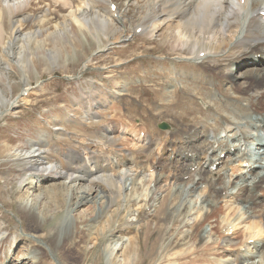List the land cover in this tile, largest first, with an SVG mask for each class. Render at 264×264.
I'll return each instance as SVG.
<instances>
[{
  "label": "rangeland",
  "instance_id": "374dc122",
  "mask_svg": "<svg viewBox=\"0 0 264 264\" xmlns=\"http://www.w3.org/2000/svg\"><path fill=\"white\" fill-rule=\"evenodd\" d=\"M95 1H97L95 11L97 10L99 14L109 11L108 0ZM134 1L128 4L124 3L121 7H118V10H115L118 11V15L122 16V20H114V26H110V32L107 34H104L101 28L97 27V20L94 21L96 26H91L89 30H78L79 28L70 21L68 29L60 27L62 30L59 28L58 32L54 25L59 17L52 20V16H48L47 23L43 22V26H41L42 30L37 44L27 47L24 43L23 46L24 40H22L21 44L15 46L16 51L13 50V46L9 47L8 55L1 48L0 89L6 103L4 105L0 104V264H31L23 259V255L32 249H37L38 254L43 252L41 253L42 261L39 264H224V258H221L225 254L221 253L217 247H221V250L230 249L231 246L223 247V245L227 242H244L242 239L245 238L248 231H243L244 221L237 217L240 213H243L240 212L243 206L239 207L234 204L236 211L234 210L232 213L236 216H232L231 212L228 213L233 220L235 219L233 222L236 231L234 230V233L227 239L222 235L223 228L221 229V225H219L221 219L225 217L226 210H230L231 207L234 209L232 201L229 199L216 204L215 213L205 221L200 219V207L194 205L199 203L195 197L187 199L181 207L184 209L189 208L190 215L186 218L183 214L174 211L176 205H173V202H170L167 198H162L163 201L160 200V202H158L159 200L155 201L157 205L155 202L152 205L145 203V201L148 202L147 191L149 186L151 185L154 189L153 180L155 175L164 176L161 186L163 184L170 186L174 182L166 180L170 171L169 168L174 169L175 167V161L170 162V159H167H175L177 156L176 145L174 147L170 146L175 139V135L171 133L187 131L190 129V125H198L197 128H200L202 124H205L210 131L209 133L212 132L211 136L218 132L217 135L223 137L224 134L219 131L224 127V124L219 119L220 117L216 115L213 119H210L206 117L207 114H202L204 110L208 112L210 106L207 99L203 98L200 101L193 96L199 91L202 92L201 88L196 92L188 82L182 84L184 80H187L182 79V75L186 69L192 68L186 64L190 63L193 55L188 54L187 51H184L181 55L174 53L170 44L174 37L165 31V20H163L162 14L159 13L160 9L155 7L148 12L147 5L149 3L146 0L144 1L147 4L140 1L135 3ZM64 11L65 9L59 10L58 14L63 15L68 12ZM104 17L110 19L109 15ZM157 20L160 21L161 28L155 30L152 35H147L144 31L141 34L134 33L137 24H140L139 27H148L154 25ZM25 28L29 29L27 26ZM187 36H189V32ZM5 43L4 45L8 49L7 40ZM191 49L193 48L191 47ZM15 52L18 54L15 55ZM226 52L227 49L220 51L221 54H215L204 62L207 75L221 78L224 71L221 68L229 62L230 57L237 54V51H235L236 53L234 52L231 56L227 55ZM18 55L22 58L18 59ZM223 60H226L224 64L221 63ZM18 62L25 65L24 71L27 78L24 76V72H21L23 70L19 68ZM175 63L178 65L177 67ZM6 67H9V70H6ZM244 67L245 64L240 65L235 72L237 73ZM171 70L178 74V84L174 86V90L165 92L166 84L176 79ZM225 71L227 72V70ZM226 75L227 73L223 74V81H220V86L225 85L224 78ZM259 83L252 81L250 78L247 88L256 86ZM122 87L125 90L121 92L122 95H119ZM24 88L25 90L28 88V90L24 91ZM217 90L214 91L211 99L220 95L221 92L219 89ZM114 93L116 94L115 98L108 97V95H114ZM93 100L99 106L104 103L103 106L95 108L97 112L101 113V116L98 118L94 116L95 118H93L101 124L97 126L93 123L89 126L78 125L79 122L84 120V118H81L84 111L83 105L88 106L89 103H93ZM13 102H15V105H12ZM200 105L203 106L202 109H200ZM154 107L155 109L159 108L160 112L157 113ZM184 109L190 110V112H185L183 118H181L180 114ZM247 109L251 113H254V111L261 112L262 110H257L254 104H251ZM67 113L77 117L75 119L77 127L72 125L75 122H72V124L69 122L66 128L68 133L66 134L69 135L70 145H67L69 142L65 139H61V146L64 149L70 146L74 156H77L76 152H78L81 158L84 157L83 159L87 157L86 155L90 156L92 154L88 151L93 152L95 150L94 152H97L98 158H102V162H99V164L108 163V169L111 167L110 170H114H109L111 175L115 176L113 172L117 169H122V173L126 172L123 178L120 175L117 176L122 188L120 196L117 197L113 194L108 205L104 197L106 191L104 193L100 192L97 187V180L104 178L102 177L104 175L98 170H91L88 176L73 174L72 184L76 182L74 187L71 186V181L63 178V176L52 181L50 178L42 179L40 177L35 182V179L31 178L29 180L33 173H26L25 166L16 156L17 152H24L32 148L31 143L38 140L40 133H44L45 130H53L54 122L52 123V120L54 118H61ZM195 118H202L203 121L200 122ZM227 118L230 120V117ZM207 121L210 123H206ZM160 123L167 124L170 130H159L158 125ZM115 126L119 127L114 133V135H118L117 142L113 145L106 143V146H103L100 144L101 142L97 143L95 141L94 138L98 134L100 141H106L103 139L102 129L107 130L106 135H112V129H115ZM74 127L78 129L75 130ZM110 127L111 129L108 130ZM96 130L100 132L95 134ZM140 132L149 138L155 137V133L160 134L155 137L157 141L152 146V150L147 151L143 146V139H138L140 137L138 133ZM167 133L170 134L168 138L164 137ZM89 137L97 146L94 143H89ZM258 139L264 145L263 133H258ZM203 143L206 144V149L208 144ZM168 146L171 148V157H167L166 152L162 153V150L168 149ZM249 146L250 153L254 152L253 154L246 153L247 147L245 152L236 156L241 159V162H238L234 161L235 155L232 153L230 158H226L225 162L222 163V169L226 168L227 164L234 162L238 165L247 163L242 171L245 172L248 163L253 162L256 158L255 152L257 153L256 149L258 148L252 145ZM83 147L89 149L85 151ZM198 148L201 149V147ZM49 149H56V145H50ZM160 149L161 152H159ZM125 155L134 156L128 159L130 161L120 160ZM211 157L212 155L205 153L197 160L199 171H201L202 166L208 163ZM81 158L79 159L81 160ZM116 159H119L120 162ZM75 166L70 161L67 164L65 163L64 169L69 173V170ZM226 172L227 174L229 172V174L225 176L221 184L215 187L217 189L220 187L228 188L231 193L239 194V180L234 177L242 172L239 171L237 164H235L233 170L228 169L227 171L226 168ZM232 173H235V175H230ZM105 176H107L106 173ZM230 176L234 179H230ZM131 177L133 180H131ZM95 178L98 179L91 184L90 181ZM134 180H136V183H134ZM141 180L144 181L142 183L143 187L140 185ZM98 182L104 185V190H107L106 186H111L105 183L104 179L102 181L98 180ZM130 182H132L131 185H129ZM179 182L178 184H182L180 180ZM52 183L54 187H51ZM183 183L191 185L190 178ZM92 185L96 186V188L93 187L95 191H92L89 195L82 192ZM141 188H143V191ZM159 188L155 190V194L164 197L165 194H160ZM202 188L197 189L195 195L201 194ZM56 193L59 195L54 196ZM137 193H141V195L139 196ZM258 194H260V197H264V193L258 191ZM209 196L211 195L207 194L204 198L211 201L212 199H208ZM59 204L63 205L60 206ZM149 205H151V209ZM44 206L47 208L45 211H43ZM22 207L39 214L40 220L37 224L38 228H35L36 230L27 228L30 221L18 218V211ZM50 209L51 211H47ZM206 210L202 206V212L205 213ZM250 214L249 217H251ZM106 219H110L109 224H105ZM262 224H264L263 220ZM103 225L106 228L103 232H100L99 228ZM261 230L263 233H259L256 240H264V230L263 228ZM191 231H194L195 235L199 231H204L202 233L204 234V240L198 242L193 238L190 239ZM50 238H52V241L47 242L50 241L47 240ZM127 239H130L131 242ZM249 245L250 247L247 249H251L253 244ZM235 246L237 245L232 247ZM253 249L256 253L250 252V258L251 255L256 257L249 258V262L244 264H256L257 260H259L257 264H264V257L260 259L259 253H257L258 250ZM236 253L237 251L229 252V254ZM6 256L9 259L11 258L9 262H7Z\"/></svg>",
  "mask_w": 264,
  "mask_h": 264
},
{
  "label": "bare ground",
  "instance_id": "6f19581e",
  "mask_svg": "<svg viewBox=\"0 0 264 264\" xmlns=\"http://www.w3.org/2000/svg\"><path fill=\"white\" fill-rule=\"evenodd\" d=\"M100 1L103 2L104 0H100ZM132 1L134 0H130V1L108 0L107 3L109 7L112 4L116 5L117 6L116 10H118V7H121L124 3L128 4L129 2ZM137 1H140L141 3L143 2L146 3L147 1V3H149L147 5L148 12H150V10L154 9L155 7L160 9L159 13L162 14L163 20H165V24H164L165 31H167L168 34H171L172 37H174L172 43L170 44L175 54L181 55L184 53V51H187L188 54L193 55L190 63L186 64L187 66L192 68L186 69V71L182 75V79H187L184 80L182 84L188 82L191 86L194 87L196 92L199 88H201L202 92L199 91L197 94L193 96H195V98L199 99L200 101L203 98L207 99L208 101L207 103L209 104L210 109L208 112H206L205 110L202 111V114L203 115L207 114L206 117L210 119H213L214 115H216L220 117L219 119L224 124V127L221 129V131H219L222 132V134H224L223 137H219L217 135L218 132L214 133V131L213 133L215 135L211 136L212 132L209 133L210 131L208 130V127L205 124H202L200 128H197L198 125H190L189 126L190 129L185 132L177 131L171 133L172 135H175L176 138L175 139L173 138L174 141L171 142L170 146L174 147L176 145L177 156L175 159L172 158L175 161V167L174 169H172L171 167L169 168L170 171L168 176L166 177V180L168 182H172V181L174 182L171 183L170 186H166L165 184L161 186L160 184L161 182H163L164 176L155 175V178L153 180L154 189H152L151 185L149 186L147 191L148 192L147 197L149 196L148 202L145 201V203H150L152 205L153 202L155 201L157 202L159 200L158 202H160L162 198L163 199L167 198L168 200H170V202H173V205H176L174 207V211L177 212L178 214L179 213L183 214L184 218H186L187 216L190 215L189 208L184 209L181 207L183 206V203L187 201V199L195 197L196 200L198 199L199 203H195L194 205H198V207H200L199 211H201L200 213L201 218L200 217L199 218L205 221L207 220V218H209V216L215 213V205L220 200L225 198H230L235 203H238L241 206H243L242 210L240 211L243 213H240L239 214L240 216L238 215L237 217H240V220L242 219V221H244L243 231L244 232L248 231V233H246L245 235L244 242H240V243L227 242L224 245L222 244L223 247L231 246L230 248H232L233 245L239 244L238 246H244V248H249L250 246L246 247V245L253 244L252 248L258 250L257 253H259V257L261 259L264 257L262 256V254H264V240H256V237L258 236L259 233L262 232L261 230L262 228L264 230V226L262 225V220L264 221V197H260V194H258V191L259 193L262 194L264 193V158H263L264 148L261 151L259 150L261 147H264V145H262L261 140L258 139V133L264 134V0H146V1L137 0ZM137 1L134 2L137 3ZM96 6H97V1L95 0H0V50L2 48L3 51H5L6 54L8 55L10 51L9 47L13 46L14 47L13 50L16 51L15 46L21 44L23 42L22 40H24L22 44L23 46L24 43L26 44L27 47H32L35 44H37L39 41L38 38L40 31L42 30L41 26H43V22L47 23L48 16H52L51 18L52 20L59 17L58 21L54 25L55 28L58 30V32L60 27L67 28L69 26L70 21L74 23L76 27L79 28L78 30H84V29L89 30L91 26L93 27L96 26L95 25L96 23H94V21L97 20L98 22L97 27L101 28V31L104 34H107L108 32H110L109 31L110 26H114L113 21L122 20V16L117 14L118 11H115L116 14L110 13L111 11L110 12L106 11L105 13L99 14L97 10L95 11ZM62 9H65L64 12L66 11L68 12H66V14L59 15L60 13L58 14V11ZM108 15L110 19L104 17ZM24 25H26L29 29L27 30L25 28L26 26L23 27ZM137 28L142 29L141 33H143L144 31V33H146L147 35H152V33H155L154 32L155 30L161 28L160 21L157 20L156 23L154 22V25L148 27L147 26L139 27V25H137L135 29ZM185 29L186 31L189 32V36H187L188 32H186ZM6 40L8 44V49L4 45ZM164 41H168V40H164ZM191 47L193 49H191ZM226 49H227L226 52L227 55L232 56V54H234L235 51H237V54L234 57H230L231 59L229 60V62L221 68L222 70H224L221 78L211 77L207 75L205 73L206 64L204 62L212 58L211 56H214L215 54H221L220 51H224ZM200 53H203L202 57H199ZM17 54L18 53L15 52V55ZM17 58L21 59L22 56L19 57L18 55ZM241 62H246L247 65L242 70L233 74L234 71H236L237 69V65ZM18 64H19V68L23 70L21 72L22 73L24 72V76L26 77L24 71L25 65L23 63L21 64V62H18ZM175 66L177 67L178 65L175 63ZM6 70H9V67H6ZM225 70H227V72ZM171 71L175 75L176 79L175 81L166 84V88L164 90L165 92L174 90L175 89L174 86L178 84L177 83L178 74L175 73L173 70ZM224 73H227V75L224 78V84H225L224 86H226L225 88L223 85L220 86L221 83L220 81H223ZM250 78L252 81H257L260 83L251 88L250 87L247 88V83ZM25 88L23 90L27 91L28 88L26 90ZM217 89H219V91L221 92L220 95L216 98L211 99L212 95L214 94V91H218ZM124 90H125L124 87L120 88L119 95H122L121 92ZM108 97L115 98L116 94L114 93V95L113 94L108 95ZM4 103H6V100L3 98V93L2 90L0 89V104L4 105ZM14 103L15 102H13L12 105H15ZM251 104H254V107L257 110L262 109L261 112H256V111H254V113L249 112L247 107H250ZM97 107L98 106L94 103V100L93 103L92 104L89 103L88 106H85L84 104L83 105L84 111L82 113L83 117H81L84 118V120L83 122H79L78 125L89 126L90 124L93 123L96 126L101 124V122L93 120V118L95 117L91 113L93 111V108H97ZM185 112H190V110L184 109L180 114L181 118H183V114ZM227 117H230V120ZM76 118H77L76 116L70 115L69 113H67L65 116L61 118L59 117L54 118L52 120V123L54 122L53 124L54 129L45 130L44 133H40L38 135L39 136L38 140L33 141L31 143L32 148H29V150H26L24 152L19 151L17 152L16 156L18 160H20L22 164L25 166L26 173H33L30 176L29 180L32 178L36 180L35 182H37L40 177L42 179L50 178L52 181V180L60 179L63 176V178H66L68 181L70 180L71 186L74 187L76 186L75 185L76 182L72 184L73 183L72 180L74 179L73 174H77V175L83 174L85 176H88L91 170L93 169L98 170L99 172L102 173V175H104L102 176L104 178H99V179L95 178L92 181H90V183L92 184V182L97 179L99 181L100 180L102 181L104 179L105 183L111 185L110 186L111 188L106 186L107 190H104L105 189L104 185L98 182L97 180L98 183L97 187L100 190V192L104 193V191H106L105 192L106 195H104V197L108 205L111 202L110 200L113 194L117 195V197L120 196L122 188L118 182L119 180L117 176L120 175L122 176L121 178H123L125 177L126 172L122 173L121 171L122 169L121 170L117 169V171L113 172L116 177L111 175L109 173L111 167L109 169H106L104 165L99 164V162H102L101 161L102 158L100 159L98 158L99 156L96 154L97 152L96 153L94 152L95 150L93 152L88 151L89 153L92 154L90 156L86 155L87 157L83 159L84 157L81 158L80 153L76 152V149L75 152L77 153V156L76 155L74 156L73 150L70 148V146L67 149H64V147L61 146L60 143L61 139H65L66 141L69 142L67 145H70V141L68 140L69 135L67 136L66 134L68 133L66 132V128L69 125V122H71L72 124V122H75ZM195 120H198L200 122L203 121L202 118H195ZM72 125H76V122ZM118 128L115 126L113 133L109 131L112 135H106V133L102 129V136L103 139H105L106 141H100L96 137L94 138L95 141L97 143L101 142L100 144L103 146H106L105 145L106 143L108 144L111 143L113 145L119 139L118 135H114L116 129ZM74 129L77 130L78 128L74 127ZM78 131L81 132L80 130ZM177 133H179L178 137H177ZM159 135L158 133H155V137ZM168 135L170 136V134L167 133L165 134L164 137L168 138L169 137ZM155 137L153 136V138H149L147 140L148 146L153 145L155 141H157ZM203 142L208 144L206 149H205L206 144H204ZM89 143L96 144L92 140V138H90ZM52 144L56 145V149L54 150L49 149L50 145ZM254 144H256L255 145L256 147L259 146L257 149L256 158L254 159L253 162L248 163L247 165L248 167L245 172H242L241 174L236 175L234 177V178H238L239 180V186H240L239 194L235 195L231 193L228 188H224V187H220L217 189L215 186L221 184L225 176L228 174L226 172V168L224 169L220 168V170L213 172L211 171L210 167L223 163L222 161H220L222 154H224V158L226 157L227 159H229L231 154L234 153L235 155L234 161L241 162V159L236 156L239 153L245 152V149L249 145H254ZM94 146L93 148L95 149ZM198 147H201L202 150L199 149ZM84 148L85 147H83V149ZM88 149L89 148L84 150L87 151ZM205 153L212 155V157L209 159L208 163L205 166H202L201 171H199L198 169L199 162L197 160L200 159L201 156ZM133 156L130 157L133 158ZM130 157L128 155H125L120 160L130 161L128 160ZM169 157H171V154L169 155ZM79 158H81V160ZM248 160L249 159L247 158V161ZM70 161H72V163L75 164L76 166L74 168H71L69 170L70 172L67 173V170L64 169V165L65 163L67 164ZM193 167L195 168L194 170L195 172L190 174L189 171L192 170L191 168ZM105 173L107 174V176H105ZM184 176H189L191 180V185L184 183L178 184L179 178ZM131 180H133L132 177ZM23 181L25 182V179ZM134 181H135L134 183H136V180ZM144 181L146 180L144 179ZM144 181L141 180V184L139 183L141 187L144 186L142 184ZM132 182H130L129 185H131ZM51 187H54L53 183L51 184ZM93 187L96 188V186L93 185L90 188L85 187L87 188L86 191L84 190L82 192L84 193L86 192V195H89L92 191H95V188ZM201 187H203L201 194L195 195L197 189H200ZM157 188L160 189V194H165L164 197L162 195L158 196L157 193L155 194V190ZM134 189L136 190V188ZM142 189L143 188H141V190ZM58 193H56L54 196H57ZM46 194H48V192H46ZM154 194L155 196H153ZM207 194L211 195L208 197L209 200L212 199L211 201H208L206 198H204V196L206 197ZM140 195L141 193L139 194V196ZM60 197L62 198V196ZM151 205H149L150 209H151L150 207ZM202 206L203 208L205 207L207 209L205 213L202 212ZM46 209L47 208L44 206L43 211H45ZM234 210L236 211V209L235 208L232 209V207L230 208V210L228 211L226 210L227 212L225 211L226 213L225 217H222L220 223L224 222L225 228L230 227V230L234 229L236 231V229L234 228L235 223L233 222L235 219L234 220L232 219V216H236V214L234 215L232 213L234 212ZM47 211H51V209ZM229 212L232 213V216H229L228 214ZM249 213H251L250 214L251 217H249ZM18 218L32 222V223L29 222L27 224V228L29 230H36L35 228L36 227L38 228L37 224L39 223L40 220L38 213H34L33 211L26 210L25 207H22L18 211ZM109 220L106 219L105 224H107ZM241 225L239 226L242 228ZM105 228L106 227L103 225L99 228V231L103 232ZM203 232L204 231H199L195 235L194 231H191L190 239L193 238L198 242H202L204 240V234H202ZM226 235H228V233ZM47 240H46L47 242H51L52 238ZM223 250H228V249H223ZM226 252L227 251H224V254ZM40 254H38L37 249L35 250L32 249L28 253L22 255L24 257L23 259L26 260L27 262H30L31 264H39V262L42 261L41 260L42 254L41 256H39ZM246 257L247 256L244 254H238L234 257H228V254H225L221 259L224 258L223 260L224 264H232V262L241 263L242 260L246 259ZM252 257H256V256L251 255V259H253ZM7 259H8V261L6 260L7 262L11 260V258L9 259V257H7ZM258 261L259 260H257L256 264L259 263Z\"/></svg>",
  "mask_w": 264,
  "mask_h": 264
},
{
  "label": "water",
  "instance_id": "95a60500",
  "mask_svg": "<svg viewBox=\"0 0 264 264\" xmlns=\"http://www.w3.org/2000/svg\"><path fill=\"white\" fill-rule=\"evenodd\" d=\"M160 128H161V129H165V128H166V126H164V125H161V126H160Z\"/></svg>",
  "mask_w": 264,
  "mask_h": 264
}]
</instances>
